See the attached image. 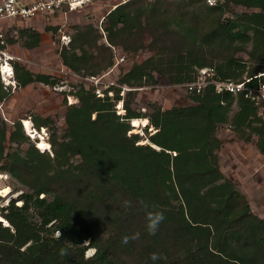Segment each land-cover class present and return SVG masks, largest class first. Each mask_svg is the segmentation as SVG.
I'll return each mask as SVG.
<instances>
[{
  "label": "trees",
  "instance_id": "16d2710c",
  "mask_svg": "<svg viewBox=\"0 0 264 264\" xmlns=\"http://www.w3.org/2000/svg\"><path fill=\"white\" fill-rule=\"evenodd\" d=\"M173 5V12L165 11ZM233 6L258 11L224 18ZM103 29L107 45L101 44L100 29L76 26L70 44L59 50L63 64L76 74L98 76L114 65L112 47L155 54L119 79L132 88L125 98L122 88L110 87L100 98L94 89L76 86L78 104L66 105L62 137L53 119L32 117L35 131H51L52 154L37 147L40 141L31 140L22 121L9 135L17 148L7 151L8 128L0 121V171L30 191L7 206L0 203V264H153V252L164 257L155 264H264V219L222 172L218 136L230 124L241 140L256 137L264 156V114L243 96L220 95L213 87L192 94L187 106L164 110L153 103L146 114L132 107L134 89L188 84L198 69L212 67L220 79L235 81L263 72L264 0H227L213 8L203 0H130L105 16ZM19 39L31 49L40 43L31 29ZM250 43L247 71L236 55ZM13 65L17 89L61 83ZM10 96L0 75V102ZM121 100L124 115L116 109ZM234 104L238 110L231 117ZM139 119L150 122L145 145L131 134L132 121ZM139 199L164 213L154 236L136 210ZM124 200L134 207L126 210ZM136 232L138 240L121 243ZM91 248L95 254L86 258Z\"/></svg>",
  "mask_w": 264,
  "mask_h": 264
},
{
  "label": "rangeland",
  "instance_id": "374dc122",
  "mask_svg": "<svg viewBox=\"0 0 264 264\" xmlns=\"http://www.w3.org/2000/svg\"><path fill=\"white\" fill-rule=\"evenodd\" d=\"M116 4L117 0H92L89 7L83 9L78 15H74L70 21L62 22L61 26L58 25L59 29L57 32L48 31L47 38L43 44L34 51H27L21 45H13L19 37V33H14L17 26L10 25L7 27V42L10 46V54L14 57L13 63L18 62L25 67H29L35 73L52 75L61 80L60 85L55 87L43 84H34L24 89H16L13 86L8 87L7 91L11 92V96L7 100L0 102V121H4L8 128V140L5 143L7 151H9V148H17L16 144L9 141V135L14 130V123L17 121L23 122L24 129L28 133L27 124L29 122L31 124L32 117L51 118L55 121L59 136L62 137L67 128L65 121L66 105L78 104V102L76 103L77 98L72 95L76 86L83 84L87 89H101L105 95L109 87H122L118 82L119 79L134 64H141L155 54L154 50L148 48L134 54L127 53L120 47H112L114 65L104 74L98 75L102 77L98 84L87 81V75L82 77V75L78 76L74 74L63 64L59 55V50L65 46L62 37L67 36L71 39L76 26H95L100 29L103 35L101 44H108L105 32H102V30L104 31V20L102 19L113 10ZM174 6H169V9L165 11L173 12L172 7ZM257 11L233 6L231 11H227L224 18H234L236 15ZM20 42L22 44V41ZM251 50L252 44L250 43L246 46L245 52L236 55V57L245 61L247 71L252 66L248 55ZM46 58L49 59L46 60ZM121 58H124V61L117 64V60ZM136 90L137 94L132 107L144 114L149 111L148 105L153 103L160 105L164 110L192 104V94L187 90L186 84L172 85L167 82H161L158 85L134 89V91ZM126 93L127 91H125V96ZM237 110V105L234 104L231 117ZM136 124L137 121L134 125L132 124L134 128L131 134H139L141 136L142 139L139 144H148V140L146 139L148 133L145 131V128L148 126L138 127ZM152 129L150 128L148 132L153 133L154 130ZM44 133L45 135H43ZM30 136L34 143L37 139L40 141L37 143V147L41 151L52 154V147L49 143L51 137L50 130L42 128L40 133L36 131L34 135L30 134ZM218 136L222 142L219 152V162L222 172L246 196L254 214L264 219V156L258 150L257 138L254 137L251 142L241 140L232 130L230 124L220 127ZM46 142L50 145L51 149H49ZM42 143L47 146L48 150L40 147ZM21 148L25 150L27 145H23ZM0 175L6 176L4 179L0 178L1 205L7 206L11 200L17 199L21 194L30 193L26 186L19 183L9 174L0 171ZM21 204L22 202H19L17 205L20 206ZM4 223L8 225L7 222ZM94 254L95 249L91 248L87 251L86 258Z\"/></svg>",
  "mask_w": 264,
  "mask_h": 264
},
{
  "label": "built area",
  "instance_id": "2783aa9c",
  "mask_svg": "<svg viewBox=\"0 0 264 264\" xmlns=\"http://www.w3.org/2000/svg\"><path fill=\"white\" fill-rule=\"evenodd\" d=\"M128 1L130 0H117L114 8L118 5L126 4ZM146 1L154 2L159 0ZM226 1L203 0L208 7L212 8L222 5ZM91 3L92 0H0V75L5 88L8 89L9 86H13L17 89L13 65L14 57L8 51L7 30L4 26L6 22L32 20L41 16L53 15L57 12H74L88 7ZM102 32L104 31L102 30ZM62 40L65 46H68L71 42V39L67 36H63ZM123 61L124 58L118 59L117 64ZM76 75L79 76V74ZM86 77L87 81L96 82L97 84L102 78L94 75H87ZM186 87L191 94L197 95L204 93L206 88L213 87L215 92L220 95L232 94L235 98L243 96L259 109L261 115L264 114V71L258 75L245 76L242 80L235 81L231 79L222 80L217 76L214 68L206 67L198 69L195 80L186 84ZM121 88L123 90L121 93L123 98H125V91L132 90L128 86H122ZM94 92L100 98L105 96L101 89H94ZM108 95L113 98L114 92L109 91ZM76 100L77 103L78 99ZM116 109L119 115L125 114L123 100L117 104Z\"/></svg>",
  "mask_w": 264,
  "mask_h": 264
},
{
  "label": "crops",
  "instance_id": "0c3cea01",
  "mask_svg": "<svg viewBox=\"0 0 264 264\" xmlns=\"http://www.w3.org/2000/svg\"><path fill=\"white\" fill-rule=\"evenodd\" d=\"M89 7V6H88ZM87 8V7H85ZM84 8V9H85ZM83 9H80V10H77V11H74V12H68V13H63V12H57L56 14H53V15H48V16H41V17H38L36 19H32V20H26V21H8L5 23V29L7 30V27L10 26V25H13V26H17L15 28V32L14 33H19V37H20V33H22V31H24L25 29H31L32 31H35L36 33H38V35L40 36V43L37 47L35 48H26L24 47L22 44H21V40L17 39L16 42L13 43V45H21L24 47V49H26L27 51H34L36 50L37 48H39L41 46V44H43V42L45 41V39L47 38V34H48V31H54V32H57L58 31V25L61 26V23L63 22H66V21H70L71 18L74 16V15H78L80 12H82ZM105 16L103 17L102 20H104ZM62 23V24H63ZM26 25V26H24ZM57 26V27H55ZM20 27V29H18ZM54 36V35H53ZM18 42V43H17ZM22 47V48H23ZM8 51L10 52V46H8ZM49 58H46V60H48ZM31 72L35 73L34 71H32L29 67H27ZM36 74H42V73H36ZM48 75V74H46ZM34 84H31L29 86H32ZM27 86V87H29ZM24 89V88H23ZM143 121L146 122V120L148 121L149 125H150V122L148 119H142ZM30 123V122H29ZM147 124V126H149ZM145 126V127H147Z\"/></svg>",
  "mask_w": 264,
  "mask_h": 264
},
{
  "label": "clouds",
  "instance_id": "9594fccd",
  "mask_svg": "<svg viewBox=\"0 0 264 264\" xmlns=\"http://www.w3.org/2000/svg\"><path fill=\"white\" fill-rule=\"evenodd\" d=\"M123 207L126 210H131L134 207L133 201L131 200H124L123 201ZM136 210L138 212H143L145 221H146V230L147 233L150 236H154L157 234L160 225L163 223L165 216L162 211L157 210V206L154 204H150L149 202L139 199L136 201ZM61 236V233H59ZM140 238V233L136 232L131 235H125L121 237V243L127 245L131 241L138 240ZM66 250H61V255H66ZM149 259L153 261V264H155L156 261L164 259V257L156 252H153L150 254Z\"/></svg>",
  "mask_w": 264,
  "mask_h": 264
},
{
  "label": "bare ground",
  "instance_id": "6f19581e",
  "mask_svg": "<svg viewBox=\"0 0 264 264\" xmlns=\"http://www.w3.org/2000/svg\"><path fill=\"white\" fill-rule=\"evenodd\" d=\"M145 125H146V123H145L143 120H140V119L137 120V124H136V126H138V127L140 126V127H141V126H145ZM27 131H28V133H30L31 135H34L35 132H36L35 129L33 128L32 124H30V123L27 124ZM43 135H45V133H44ZM40 147L43 148L44 150H48V149H47V146H46L45 144H43V143L40 144ZM4 177H6V176H1V175H0V178H3V179H4Z\"/></svg>",
  "mask_w": 264,
  "mask_h": 264
},
{
  "label": "water",
  "instance_id": "95a60500",
  "mask_svg": "<svg viewBox=\"0 0 264 264\" xmlns=\"http://www.w3.org/2000/svg\"><path fill=\"white\" fill-rule=\"evenodd\" d=\"M146 144H147V143H146ZM7 226H9V224H8Z\"/></svg>",
  "mask_w": 264,
  "mask_h": 264
}]
</instances>
